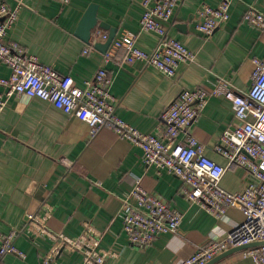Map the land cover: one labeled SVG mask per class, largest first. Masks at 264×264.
Wrapping results in <instances>:
<instances>
[{
	"label": "crops",
	"instance_id": "obj_1",
	"mask_svg": "<svg viewBox=\"0 0 264 264\" xmlns=\"http://www.w3.org/2000/svg\"><path fill=\"white\" fill-rule=\"evenodd\" d=\"M2 1V0H1ZM12 7L20 4L19 17L7 39L15 40L62 74H71L84 86L100 67L113 78L111 91L117 98L116 112L139 130L152 133L165 126L162 114L185 88L211 87L224 78L239 92L251 86L252 58L264 56V30L249 24L244 13L254 7L264 13V0H234L230 19L213 34L205 36L196 28L198 9L219 0H181L172 22L170 36L197 54L194 62L183 63L175 76L128 56L125 48L106 61V52L77 34L79 22L88 7L98 5L99 22L136 34V44L152 51L161 37L142 30V0H3ZM98 24L93 33L101 29ZM103 30L107 31L108 29ZM97 42L106 40L97 39ZM10 69L0 65V76ZM237 123L233 103L210 96L208 104L192 123L190 131L206 147V154L223 165L227 158L217 150L222 133ZM181 134L180 138H184ZM256 178L242 167L229 168L222 185L241 191ZM138 184L163 197L181 211L183 221L176 233L159 238L149 248L129 243L123 231V209L127 194ZM183 182L166 170L147 165L143 150L114 130L102 128L91 135L89 125L74 113H66L38 97H13L0 110V233L22 230L29 216L51 206L48 226L56 232L78 237L89 222L101 233L102 246L116 256L107 264H177L211 238H221L243 220L235 207L224 219L209 213L182 193ZM48 237H16L25 257L7 254L1 264H43L51 247ZM244 250V249H243ZM234 252L213 264H255ZM78 252H62L52 264H83Z\"/></svg>",
	"mask_w": 264,
	"mask_h": 264
},
{
	"label": "built area",
	"instance_id": "obj_2",
	"mask_svg": "<svg viewBox=\"0 0 264 264\" xmlns=\"http://www.w3.org/2000/svg\"><path fill=\"white\" fill-rule=\"evenodd\" d=\"M63 5L71 0H56ZM234 0H219L216 5L204 3L198 9L197 30L210 36L231 17ZM181 0H142L144 8L140 18L142 30L157 33L161 39L156 48L146 51L136 44V34L124 31L115 37L105 54L109 61L120 48L128 56L152 65L172 77L183 63L194 62L197 54L168 33ZM20 4L12 7L0 0V65L10 69L8 76H0V110L13 97H38L53 103L66 113H74L85 121L91 135L102 128L114 130L143 150L147 165L166 170L183 182L182 193L190 202L197 203L209 213L224 219L230 208L243 212L242 221L221 238H211L190 256L177 264H206L229 248L264 241V56H254L251 86L246 92L237 91L229 81L218 78L210 88H185L162 114L165 126L146 133L120 117L116 112L117 98L111 91L112 75L100 67L94 78L84 86L76 83L71 74H62L42 62L38 56L15 40H8L10 29L18 20ZM244 19L264 30V13L249 7ZM106 40L108 32L102 28L91 35L85 52L94 47L97 39ZM210 96H220L235 107L237 123L225 130L216 146L228 160L223 165L206 154V147L190 131L192 123L208 104ZM185 134L184 138H180ZM234 166L242 167L257 182L241 191L226 189L221 181L225 172ZM51 206L45 204L38 214L29 216L22 230L0 233V264L7 254L25 257L16 245V237H48L52 244L43 256V264H52L62 252L81 253L83 264H107L117 255L112 248L102 246L101 233L89 222L78 237L68 236L49 228ZM184 214L174 209L161 196L150 193L136 184L127 194L123 209V231L130 244L149 248L159 238L176 233ZM243 256L255 264H264V244L243 250Z\"/></svg>",
	"mask_w": 264,
	"mask_h": 264
},
{
	"label": "water",
	"instance_id": "obj_3",
	"mask_svg": "<svg viewBox=\"0 0 264 264\" xmlns=\"http://www.w3.org/2000/svg\"><path fill=\"white\" fill-rule=\"evenodd\" d=\"M97 13H98V5L96 3L91 4L81 18L76 34L83 41L89 43L90 39H91L92 31L98 24L100 25V27H102L104 29H108L109 34H108V38L106 39V41L95 43L96 48L100 49L103 52H107L108 49L110 48V46L112 45L116 35H117L118 28L111 26L109 23H107L105 21L99 22ZM260 244H264V241L250 243V244H244V245L229 248L228 250L217 255L215 258H213L212 260H210L206 264H213L217 260H219L225 256H228L234 252H237V251H240V250H243V249L255 246V245H260Z\"/></svg>",
	"mask_w": 264,
	"mask_h": 264
}]
</instances>
